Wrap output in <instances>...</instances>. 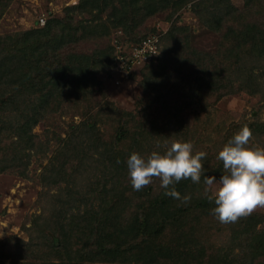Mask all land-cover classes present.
<instances>
[{
  "label": "rangeland",
  "instance_id": "374dc122",
  "mask_svg": "<svg viewBox=\"0 0 264 264\" xmlns=\"http://www.w3.org/2000/svg\"><path fill=\"white\" fill-rule=\"evenodd\" d=\"M205 3V0H0V37L5 36L4 41L8 40L6 35L17 39L23 31L41 26L38 24L41 15L45 16V22L52 17L73 18L81 21L90 33L84 40L72 42V49L100 52L106 60L104 67L98 64L95 67L97 71L104 68L97 73L95 93L78 96L73 89H66L65 99L43 112L33 125L36 147L28 149V154L24 150L19 163L12 161L14 151L9 148L6 154L9 163L0 162V264H69L55 248L64 230L79 233L76 226L88 221L89 214L102 215L107 209L118 213L126 198L131 201L132 211H136L137 201L147 199L149 204L162 189L160 181L154 178L142 190H133L127 168L120 170L118 166L122 155L127 161L132 152L146 157L153 150L163 152L173 140L190 141L194 153L207 154L202 160L207 168L200 182L188 179L182 185L181 196L189 195L191 202H197L206 196L205 176L219 179L223 174L218 151L242 126L252 130L251 145L264 147V0H224L221 19L208 15L211 22L208 26L198 13ZM73 6L77 8L70 9ZM152 32L163 37L156 59L136 66L127 77L117 75L115 39L128 45ZM176 49L179 55L193 59L206 53L218 63L209 65L208 70L203 68L202 72L193 71L195 98L202 96L203 88L208 90L204 104L196 99L188 104L190 101L181 96L182 90L168 96L166 90L158 95L147 87L151 68ZM116 78L120 81L116 82ZM5 87L0 84V91ZM169 101L174 107L164 108L166 105L162 103ZM19 113H9L10 123L17 122ZM82 119H93L95 131L75 137L73 144L79 146L83 155L77 160L68 159L66 147L72 140L69 134ZM14 141L13 134L3 135L0 154ZM190 201L186 203L188 208L192 206ZM213 207L214 202H210L206 214L200 210L189 222L179 223L177 231L171 228V234L165 232L160 243L154 240L147 243L148 247L142 251L147 256H139L135 262L199 264L200 260L203 261L200 264H223V257L217 259L221 253L227 260L236 257L235 264H240L241 257L246 255L242 245L245 235L239 234L243 219L221 224L212 214ZM252 214L260 220L256 228L264 231V207H258ZM111 231V244L123 250L117 229ZM188 233L205 246L206 254L197 260L184 257L183 243L190 237ZM82 241L77 240L75 247ZM130 242L127 246L131 249L125 248L127 256L141 252L134 241ZM220 247L233 252L226 254L229 250ZM168 248H175V253L182 255L177 259L169 257L172 253ZM197 250L199 247L192 253ZM253 263L264 264V258Z\"/></svg>",
  "mask_w": 264,
  "mask_h": 264
},
{
  "label": "trees",
  "instance_id": "16d2710c",
  "mask_svg": "<svg viewBox=\"0 0 264 264\" xmlns=\"http://www.w3.org/2000/svg\"><path fill=\"white\" fill-rule=\"evenodd\" d=\"M205 1L204 7L198 13L205 25L208 26L211 24L210 20H207L208 15L221 19L224 0ZM75 8L77 6L70 9ZM79 23L74 21L73 18L59 19L52 17L39 27L23 31L20 38L14 39L12 38L13 35H6L8 40L4 41L5 36L0 37V84L6 86L0 91V142L3 135L10 136L13 134L16 138V141L0 154V156L4 155L0 162L9 163L6 155L9 153V148L14 151L12 161L19 163L22 161L24 150L28 154L30 152L28 149L36 147V140H34L32 134L33 125L42 117L43 112L50 110V107H54L65 99L63 95L67 91L66 89H73L78 96H89L97 91L96 76L98 71L104 70V68L97 71L95 67L97 64L101 67L105 66V54L100 52L98 54L84 53L72 49V42L78 43L89 37L87 33H90V31L82 25L81 21ZM91 32L94 33L95 29ZM153 34L157 35V32L143 35L128 45L122 43L128 49L126 53L129 52L132 45ZM181 34L182 32H180ZM159 37L158 52L160 53L163 43L162 34H159ZM178 53L179 50L176 49L173 54L170 53L169 56L163 57L158 64L151 68L147 87H150V90L158 95L159 92L166 90L165 93L168 96L182 90L184 92L181 96L188 99L190 101L188 104H190L192 100L196 99L195 94H193L195 90L193 75H195V72L198 70L202 72L203 68L208 70L209 65L216 66L218 63L212 57H207L206 53L200 55V57H195L193 54L194 59L188 55L181 56ZM188 53L192 52L188 50ZM158 55L154 54L149 60L139 62L136 66L150 63ZM189 65L190 67H188ZM193 71H195L194 74ZM184 85L186 86L183 87ZM207 91L203 88L202 96L196 100L204 104ZM169 102H163L162 105H166V107H163L166 109L174 107V104L171 101ZM11 111L20 112L15 123H10L9 113ZM95 125L96 122L93 119H82L79 124L72 128V132L69 134L72 140L69 146L66 147L68 159L75 157L77 160V158L82 157L83 152L77 144H73L74 139L80 137L81 134L94 130ZM8 130L9 132L6 134ZM125 161V156L122 155V158L118 160L120 170L124 167L127 168ZM187 180L175 184V188L180 194L183 193L182 185ZM164 192L165 189L162 188L148 201L149 204L147 199L135 202L136 211H132L131 201L126 198L125 204L119 208L118 213L111 209H107L102 215L97 214L94 216L88 213V221H84L81 226H76L79 233H76L78 231L74 232L73 229L64 230V234L58 239L59 244L55 245V248H57L56 253H62L64 259L70 261L69 264L135 262L137 257L147 256L142 253L148 247L147 243L152 240L159 242L165 236L163 235L165 232L171 234V228L177 231L179 223L183 225L184 221L189 222L200 210L203 211V214L208 211L210 201L206 196L201 197L197 202L190 201L192 206L188 208L185 203L182 204L180 200L166 196ZM242 219L243 221L239 225L241 229L239 234L243 233L245 235L242 245L246 248V255L241 257L242 262L240 264H254L253 261L256 259L264 258V231L256 228L260 222L256 215L250 214V216ZM103 227L106 228L103 229ZM73 228L75 229V226ZM112 229H117V236L124 245L123 250L111 244L113 241ZM189 235L190 237L183 243L186 249L183 254L184 257L197 260L198 257L206 254V249L195 237H192V233ZM81 239L83 241L76 246L79 247L78 249L75 245L77 240ZM130 240V243L134 241L137 244L136 247L140 248L141 252L138 251L133 256H127L125 248ZM138 241L141 242L138 244ZM197 247H199V250L192 253ZM128 248L131 249V247ZM170 248L168 250L172 254L169 257L174 256L177 259L182 255L180 252L176 254L175 248L172 250ZM220 249L223 251L229 250L226 251L228 252L226 254L233 252L230 248L225 250L220 247ZM73 250L74 255L71 256ZM222 257L225 261L223 264L236 263V257L227 260L225 256L218 253L217 259ZM97 261L100 262L97 263ZM136 262L134 264H137ZM197 263L200 264L203 261L200 262L199 260L198 262L197 260Z\"/></svg>",
  "mask_w": 264,
  "mask_h": 264
},
{
  "label": "clouds",
  "instance_id": "9594fccd",
  "mask_svg": "<svg viewBox=\"0 0 264 264\" xmlns=\"http://www.w3.org/2000/svg\"><path fill=\"white\" fill-rule=\"evenodd\" d=\"M252 137V130L242 126L218 151L223 174L219 179L205 176V195L214 202L212 214L221 224L235 223L264 207V147L251 145ZM206 155L204 151L194 153L193 144L181 140H173L163 152L153 150L146 157L132 152L126 161L131 187L140 191L156 178L166 196L186 204L191 197L181 196L175 184L185 179L199 183Z\"/></svg>",
  "mask_w": 264,
  "mask_h": 264
},
{
  "label": "built area",
  "instance_id": "2783aa9c",
  "mask_svg": "<svg viewBox=\"0 0 264 264\" xmlns=\"http://www.w3.org/2000/svg\"><path fill=\"white\" fill-rule=\"evenodd\" d=\"M46 19L44 15L38 17V24L43 25ZM115 49H116V56H115V71L117 75L121 77H127L131 74L135 69L136 65L139 62L147 61L154 55V53L158 52V46L160 44V37L159 34L157 35H149L142 39L140 42L131 46L128 53L125 47H122V44L118 43L115 40ZM116 82H119L120 79L116 78Z\"/></svg>",
  "mask_w": 264,
  "mask_h": 264
}]
</instances>
